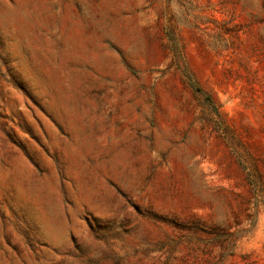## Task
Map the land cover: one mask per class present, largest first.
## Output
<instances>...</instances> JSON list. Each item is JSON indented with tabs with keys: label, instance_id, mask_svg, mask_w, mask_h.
<instances>
[{
	"label": "rangeland",
	"instance_id": "1",
	"mask_svg": "<svg viewBox=\"0 0 264 264\" xmlns=\"http://www.w3.org/2000/svg\"><path fill=\"white\" fill-rule=\"evenodd\" d=\"M0 264H264V0H0Z\"/></svg>",
	"mask_w": 264,
	"mask_h": 264
}]
</instances>
